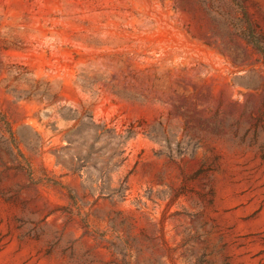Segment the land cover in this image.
Instances as JSON below:
<instances>
[{
	"label": "rangeland",
	"instance_id": "rangeland-1",
	"mask_svg": "<svg viewBox=\"0 0 264 264\" xmlns=\"http://www.w3.org/2000/svg\"><path fill=\"white\" fill-rule=\"evenodd\" d=\"M0 264H264V0H0Z\"/></svg>",
	"mask_w": 264,
	"mask_h": 264
},
{
	"label": "trees",
	"instance_id": "trees-1",
	"mask_svg": "<svg viewBox=\"0 0 264 264\" xmlns=\"http://www.w3.org/2000/svg\"><path fill=\"white\" fill-rule=\"evenodd\" d=\"M75 125L69 131L72 132H80L82 130H86L87 134L92 138L91 145H90V154L93 156L96 155V143L100 141H104L107 143L109 147L108 150V157L106 162V167L104 170V174H99L95 176V174H89L87 178L88 185L93 186L97 183V179L101 177H105V184L103 186H108V196L111 197H118V198H125L127 187V178H123L119 180L118 187H110L112 186V177L111 173L116 170L119 166L123 164L125 158H122L123 153L125 152L124 146L128 140L133 138L136 134L134 131L125 130L124 132L116 130L114 127H109L107 123H95L93 121L92 116H88V121L84 122L81 120L80 117L75 116L74 118ZM156 137V136H155ZM68 142L71 143L73 139L70 136H66ZM79 170H74L78 172ZM102 195V192H101ZM103 197V196H101Z\"/></svg>",
	"mask_w": 264,
	"mask_h": 264
}]
</instances>
